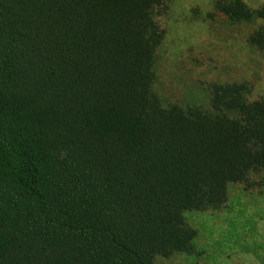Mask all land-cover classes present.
<instances>
[{
  "label": "trees",
  "instance_id": "obj_1",
  "mask_svg": "<svg viewBox=\"0 0 264 264\" xmlns=\"http://www.w3.org/2000/svg\"><path fill=\"white\" fill-rule=\"evenodd\" d=\"M166 0H0V264H154L264 172V98L155 93ZM233 19H264L241 1ZM251 42L264 48V32Z\"/></svg>",
  "mask_w": 264,
  "mask_h": 264
},
{
  "label": "rangeland",
  "instance_id": "obj_2",
  "mask_svg": "<svg viewBox=\"0 0 264 264\" xmlns=\"http://www.w3.org/2000/svg\"><path fill=\"white\" fill-rule=\"evenodd\" d=\"M236 1L264 8V0H166L154 85L165 106L208 111L220 84H245L250 101L264 98V48L251 42L264 32V19L225 14L222 7ZM186 220L198 233L193 250L154 264H264V172L230 185L220 209L191 212Z\"/></svg>",
  "mask_w": 264,
  "mask_h": 264
}]
</instances>
